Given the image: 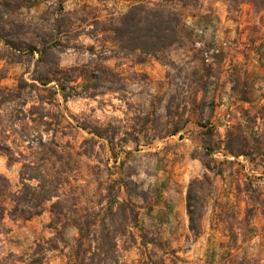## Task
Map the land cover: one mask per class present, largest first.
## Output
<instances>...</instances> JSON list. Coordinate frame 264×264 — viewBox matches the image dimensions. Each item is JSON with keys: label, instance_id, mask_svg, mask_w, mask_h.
I'll list each match as a JSON object with an SVG mask.
<instances>
[{"label": "rangeland", "instance_id": "rangeland-1", "mask_svg": "<svg viewBox=\"0 0 264 264\" xmlns=\"http://www.w3.org/2000/svg\"><path fill=\"white\" fill-rule=\"evenodd\" d=\"M31 2L0 19V174L14 192L22 171L61 191L29 221L0 209V259L53 239L47 256L64 264L79 216L118 197L137 239L120 238L118 264H264V0L169 4L182 39L157 57L116 39L134 0ZM205 173L214 187L196 234L187 193Z\"/></svg>", "mask_w": 264, "mask_h": 264}, {"label": "trees", "instance_id": "trees-1", "mask_svg": "<svg viewBox=\"0 0 264 264\" xmlns=\"http://www.w3.org/2000/svg\"><path fill=\"white\" fill-rule=\"evenodd\" d=\"M31 1L0 0V19L8 12L16 11L24 5L34 6L36 2ZM134 1L133 6L114 29L116 39L122 50L154 57L165 53L182 39L181 32L184 29L183 16L177 10L171 8L169 4L185 7L193 3H199V0ZM51 82L48 80L43 85L46 87ZM21 89L23 88L19 87L17 91ZM59 91L64 96L66 88L61 85ZM0 93L2 95L1 100L5 99V90L0 91ZM64 97L67 98L66 95ZM181 130V128H175L171 131V135H177ZM208 130H206V134ZM209 134V138L215 135L213 129L209 130ZM205 148L208 151V155H211L215 150L206 140ZM229 153L236 158L241 156V154L232 151H229ZM212 161L216 163L215 159ZM204 165L209 172L217 174L210 163H204ZM26 168L28 166H25ZM34 170L37 169L34 168ZM24 174L26 172L22 171V188L19 192H14L9 179L0 174V209L3 211L2 219L9 216L13 221H29L42 214L44 205L47 202L60 198V185L54 178L46 176L39 171L32 172L28 176ZM32 182H35V184H32ZM207 185L214 187L212 178L205 173L202 178L193 179L188 188L187 212L190 228L196 234H201L202 230L201 221L204 217L206 202L209 197L206 192ZM60 204V202H57L53 205V212L55 211L62 215L64 213L63 209L58 208V206H61ZM131 207V203L120 201L118 197H113L107 203V207L103 209L105 211L103 216H101L100 212L93 211L87 216L91 219L87 224L83 222L86 216H79L76 221L78 238L75 241V246H72L68 253L63 254L64 264H118L120 238L129 237L134 243H137L134 234L123 223L124 221L127 223L129 219L127 216L129 210L135 213V210L131 209ZM135 215V218H137V214ZM52 241L53 239H50L43 241V243H37L36 248L25 256H16L10 253L0 259V264H52L47 253L51 250L59 249L58 243H54L50 247L45 246V243L48 244ZM142 244L144 246L148 245L147 242Z\"/></svg>", "mask_w": 264, "mask_h": 264}]
</instances>
